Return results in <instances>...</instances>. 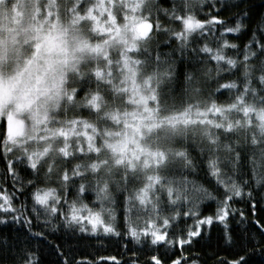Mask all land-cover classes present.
<instances>
[{"label":"snow or ice","instance_id":"1","mask_svg":"<svg viewBox=\"0 0 264 264\" xmlns=\"http://www.w3.org/2000/svg\"><path fill=\"white\" fill-rule=\"evenodd\" d=\"M256 256L264 3L0 0V264Z\"/></svg>","mask_w":264,"mask_h":264},{"label":"trees","instance_id":"2","mask_svg":"<svg viewBox=\"0 0 264 264\" xmlns=\"http://www.w3.org/2000/svg\"><path fill=\"white\" fill-rule=\"evenodd\" d=\"M262 3H264V0H255V5L257 7H259ZM153 39H155V37ZM96 249L99 250L97 251ZM87 251L91 254L92 257L98 258L99 256H112V255L119 256L124 251V249L121 245H117L114 241H105L102 246L95 245L93 248L87 249ZM210 254L211 253H209V255ZM208 264H213V262L209 260ZM253 264H264V258L259 256L254 257Z\"/></svg>","mask_w":264,"mask_h":264},{"label":"rangeland","instance_id":"3","mask_svg":"<svg viewBox=\"0 0 264 264\" xmlns=\"http://www.w3.org/2000/svg\"><path fill=\"white\" fill-rule=\"evenodd\" d=\"M19 14L16 12L15 4L9 9L6 10V12L3 14V19H8L13 16H18Z\"/></svg>","mask_w":264,"mask_h":264}]
</instances>
